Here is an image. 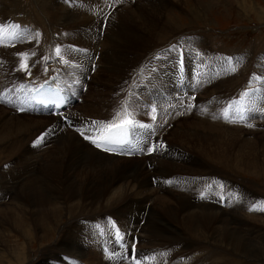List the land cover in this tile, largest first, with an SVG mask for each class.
I'll return each mask as SVG.
<instances>
[{
  "label": "bare ground",
  "instance_id": "obj_1",
  "mask_svg": "<svg viewBox=\"0 0 264 264\" xmlns=\"http://www.w3.org/2000/svg\"><path fill=\"white\" fill-rule=\"evenodd\" d=\"M64 1L65 0L62 2ZM69 1L70 4L67 5L65 9L57 8L58 3L61 2L60 0H50V6L53 7L54 10L56 8L62 19H65L66 21H74L73 29L81 30L79 34L73 31V34L70 33V37H74L75 33L82 41H90V48H94L93 44L95 45L97 43V41L92 39V37L95 36V24L96 27H99L98 34L100 36L103 25L107 23L105 31L106 37L103 41L105 49H102V51L96 50L98 57L103 61V63L102 61L101 63L107 68L104 71L105 73H109L113 69L118 71L123 70L124 68H129L130 66L128 67L125 62V59L129 56L125 53L126 51L124 49L128 50L129 48L134 47V39L142 37L130 38L128 35L135 30L146 32L147 30L152 31L153 28H148L145 21L141 22L144 27L141 29L135 28V25H138L136 21L133 26L127 25V23H129L127 20L135 18V16L132 15L133 12L128 11V9L123 10L121 14L119 12V16L116 15V17L113 18L116 13H112V16L109 14L112 12V5L115 1H109L107 2V6L110 7V9L108 11H103L102 13L99 10L97 15L91 14L90 16L93 21V26L90 24L87 32L85 31L82 33L84 29L78 26V24L82 23H78V19L80 18H78V16L82 13L79 14L78 12L81 11H74L71 8V2L73 1ZM96 1L101 2L99 0H93L92 5H96ZM137 1V8L143 9V13H140L141 11L138 13L142 14V16L146 15V20L148 22L151 23V21H149L151 17L158 23L162 21L160 17L162 15L164 16L167 11V3H165L164 0ZM157 2L159 5H156ZM46 3L49 4V2L41 4L43 5ZM114 5L117 6L115 12L118 13V6H120L121 3L116 2ZM17 7L19 8V6ZM253 9L255 11V8ZM45 10L47 11V9ZM95 10L96 8L93 9V11ZM55 13L58 14L57 12ZM85 15L86 14H84V16ZM85 17L88 19L87 16ZM2 19L3 18L1 17L0 29H2V31H0V33L9 30L8 28L5 29V22ZM80 19L83 20L82 18ZM130 23H132V21ZM38 25L39 26L36 27V29L38 30L40 28L42 30L44 25L42 24V26L40 23ZM6 34L7 33H5V35ZM20 37H23V35ZM12 38L16 39V37ZM12 38H9V40L7 39L6 45L1 47L5 50H9V46L11 45L10 40H12ZM178 39L182 41L183 36H180ZM0 40L2 42L3 36H1ZM70 40H72V38ZM34 42L30 41L26 49L29 50L32 47L31 45L35 44ZM154 46L157 47L158 45L154 43ZM66 47L67 46L65 44L62 45L63 49H66ZM165 48L167 47H164L163 49ZM26 49L21 51L17 48L16 51L19 52L18 54L14 53V48H11L9 51H2V49H0V66L7 71V73H5L6 75L13 79H16V77H19L22 80L25 79L24 83L30 85L31 79H23V76H25L23 73L25 71H31V66L37 64V66L39 65L41 67L39 68V75L41 74V76H45V78L38 80L39 83L41 82L40 84L34 87L36 82L31 83V86L27 88L26 94L29 93L27 96L28 103L23 105L22 108L26 112H34L36 115L37 113H49L48 111L50 110L40 108L31 101V94L35 93V91L50 98L51 101L53 100V102L59 105H66V108H69V98L72 100L73 96H75V94L77 95L79 90H73L72 94H70L63 82L57 81L58 78L53 77V75L52 78L50 77L52 71L59 75L61 72L60 67H62V65H60L59 62H54L55 64L53 65L47 64L46 62L44 64L41 62L39 57H37L38 54L34 57L32 55L33 51L28 52ZM143 51H146L147 53L149 51L151 52L145 54L147 55L145 58L142 57L144 60L141 61V65L133 72L132 77L134 75L139 76L142 71H146V74L149 75L147 80L148 83L145 84L144 89L149 90V92L153 93V95L151 94L150 96V93L147 92L145 96L147 98H142L145 100L147 99L148 101H153V103H151L155 106V113H150L148 115L146 109L141 105L140 106L143 108L145 113H140V108L136 106L135 98L131 97L129 99L130 103L123 104L125 107H123L124 112L130 114H125V116L122 115V117L127 116V120L134 122L135 126L124 123L126 120L123 121L122 118L121 120L113 121L110 124L105 125V127L101 130L98 129V131L93 132V128L95 126L94 123L82 122L76 118L74 112H65L67 110L63 111L64 109L58 113L56 119L46 121L37 120L39 116L36 117L34 114L24 115L27 116V118L23 116L17 118L16 116H13L7 120H4V118L0 120V139L2 140L3 138L8 139L14 135L16 131H20L21 129L18 128L20 127L19 123L29 124L38 128L46 126L44 127V130H47L45 132L43 130L40 134L38 133L37 137L39 142H37L33 148L29 151L21 152V157L28 159L27 163V160L24 163L19 164L11 163L8 169L0 170V201L2 198L5 200L8 196L10 198L9 200H11V198L17 193V196L19 195L23 198L26 196L24 198V200H28L26 207H29L30 209L23 210L18 208L17 205L9 204L7 206L15 209V211L11 212V209L9 210V213L1 211L0 216L4 218L5 224L8 226V230L13 234L15 233L18 239L22 235L25 240L28 239V242L31 243L34 239V235L32 234L33 232H37L36 234L42 233V237H40L39 240H43L44 242L49 241L51 235L53 234L52 231L55 230L53 225L54 227L62 229L60 221L64 220L63 214L64 212L67 215L69 214L67 221L68 224L66 228L64 227L65 230L63 229L64 231L62 235L55 242H52L47 247H44L45 249L43 248L44 250L41 257H44V259L47 260L50 259L53 261H59L62 258L61 256H66L67 254H70V256L76 255L81 258L84 256L87 257L89 254L91 262L94 258L97 261L99 258H102L103 261H100V264H121V262L122 264H171L172 262L175 264H183L181 263L183 259L186 262L184 264H234V262L224 256V254L229 256L232 254L237 256V259H245L247 264H264V243L262 242L264 236L262 240H256L255 234L244 229L247 227V223L244 221H250L243 214L248 212V204L250 201L247 194L248 191L236 183L234 178H229L230 181H223L221 178L222 175L219 173V169L224 166L225 169H232V171L240 175H251L256 177L264 176V159H262L263 161L261 162L259 161L260 156L264 157V154H262L264 153V146L261 153L258 149L261 145L257 144V141L254 144L251 143L249 139L246 142L242 141L237 147L231 150L221 147L224 143L238 141V137L250 135V133L247 132L246 134V132L240 130V126L235 125L236 127L232 128L234 125H232L231 120H229L231 124L223 123L218 116L226 113L233 121H235V117L243 118V120H240L239 122L246 121V117L248 116V110L246 111V104L248 100L247 92L239 95L242 97L239 102L240 104L237 105V103H235V105L232 106L231 102L233 101L232 99L235 98L234 95H222L220 101L209 99V97L212 96L211 94L217 95L219 90L214 88L210 91L207 87H205L207 82H209V84H216L218 82V80H216L217 78H212L211 75L219 72L224 74L223 71L228 69L226 66H230V61H224L226 63L225 66L218 63V61H222L224 59L222 57L215 56L213 53L203 55V52H197V54H195L194 51L189 50L181 52L177 51V55L184 60L187 82H191V86L189 87V90H187L188 88L179 89L176 85L174 86V80L171 79V74L175 80H179L180 71L178 65H174L172 60L167 61L166 65L163 63L169 57L167 52L160 53L159 51L157 52L155 48L152 51L150 46H146L137 53L135 62L138 60L140 55H144ZM41 55L43 57V54ZM66 55L70 59L69 61H71L74 65H83L79 67V70L77 69L80 74H83V71L86 68H89L90 57L93 55L92 60L96 58L93 53H90L88 56H82V58H77V54L75 53ZM128 61H130V59H128ZM156 63L158 65L160 64L163 68L161 72L164 74L166 73V76L162 79V73L160 75H150L151 72L148 71L150 70L148 68L156 67ZM11 64H16L14 71L8 70ZM132 64L133 63H131V65ZM145 64L147 69L144 67ZM110 65H114L115 68H112ZM159 67L157 66V68ZM170 67H172L174 71H179L177 75L178 78L174 76ZM134 68L135 67L132 66L131 70H134ZM154 69L156 68L152 69L153 73ZM197 73H201L199 79L193 78V75H196ZM68 75L71 76L70 78L73 79V83L76 84L77 79L72 77L73 74L71 75V72H69ZM47 77L51 79L47 80ZM153 79L158 83L165 80L167 82V80H169L170 88H166L168 89L167 93L170 92L172 95L180 94V96L174 97L169 95L170 93L166 96H161L158 91L155 92L154 90L156 85L152 82ZM44 83H46L47 86H45ZM78 85L81 86L84 84L83 82H80ZM259 85L264 88V84L259 83ZM165 86L167 87L168 84ZM244 86L245 85L243 84L238 86L239 92H241ZM261 86L259 89H262ZM23 87H26V85L17 87L19 89H16L14 94H17V92L20 94ZM31 89L33 91H31ZM194 91L199 93V97H203L202 95L206 93L208 98L205 102L202 101V106L200 103L196 102L202 111L198 109L196 116L194 117L195 119L197 118V120L190 122L189 120L191 118H188V113H193L192 111L186 112L185 109H190L191 103L193 102L190 98V93ZM57 93L63 95L65 98L57 100L55 98ZM157 96L159 99H157ZM188 98H190V102H187ZM99 99V97H92L89 101L88 107L92 104L98 105ZM183 100L185 101L183 102ZM235 106H237L236 109H234ZM244 111H246L245 114ZM239 112L240 115L238 116L236 113ZM52 113L54 114L55 112ZM135 114H142V118L146 117L148 120L137 118V115ZM184 116H186L185 119ZM68 118L72 121L71 123L74 129L78 130L77 132H82L84 133V136L88 137L87 143H84L81 139H79L73 130L65 128L67 125L65 120L67 119L68 121ZM165 120L166 122L164 123ZM51 121L53 123L50 125ZM141 121L150 123V126L139 124ZM177 121L178 123L183 121V124H180V128L178 126L175 132H173L169 137H171L170 140L172 138H177L179 139V142L176 140L178 144L175 142V145H172L171 143L170 145L169 141L168 143L165 142L166 139H164L163 136L168 135V133L172 130L169 127L173 123L177 124ZM188 121L190 123H188ZM15 122L18 124L15 125ZM166 123H168V125H166ZM116 125H125L124 136L127 134L132 135L130 138H125L134 143L133 149L128 147L120 150L106 147L108 144H119L117 141L103 139L106 131H109ZM152 127L155 129L154 132L151 131ZM54 129L56 133H54ZM52 137L53 140H51ZM93 140H96L101 146L97 147L96 143H93ZM109 140L111 142H108ZM63 142L67 143L64 144ZM89 143H91L94 147H91ZM235 143L237 144V142ZM46 144L52 145L51 148L54 146V150L58 152L54 154L60 158L59 162L51 161V157H46V159H44V153V155L42 154L43 156H41V153L46 149H44ZM124 144L125 143H122L121 145ZM171 147H178L180 151L171 149ZM152 150L154 151L151 155L153 157L144 156L142 157L143 160L138 161H119L121 159L120 156L122 155L117 153L119 151L124 153L137 151L136 153H144L145 155L149 152L152 153ZM201 157H206L205 160L208 159L210 163L207 165V160L206 162H202ZM127 158L131 157L128 156ZM7 159L9 160L8 157ZM56 159L57 158L55 157V160ZM39 160V176L36 177V173L34 176L30 175L23 181L25 176L34 171V165L36 166L37 161ZM154 163L157 164L155 165ZM44 164H48L47 167H44ZM41 166L42 170L40 169ZM29 167L32 169H28ZM158 167H160V169L157 173L156 171L158 169L156 170V168ZM197 167H202L203 170L199 171V169L197 170ZM44 168L46 169L45 173H43ZM118 171L121 173V178L127 175L131 181L126 185L122 184L120 191L115 192L113 191L112 186H115L118 180H120L117 174ZM108 173H111L113 176L110 180H108L107 184L104 185V176ZM156 177L160 180L156 181ZM152 180L156 183V189L153 188ZM167 181L170 182L169 187H167L165 183ZM97 190L99 191L97 192ZM29 192H31V194H29ZM197 197H199V199ZM110 210L112 212L114 210L112 214L115 216V219H112L111 216H109V218L105 221L107 223L105 227L103 225H97L90 228L89 231L79 234L81 229L85 227L88 222L106 214V212H109ZM26 216L29 217V219H27ZM161 216L168 219L169 224L176 232L188 235L193 239L195 244H189L183 239L176 241L170 237H158L155 241L151 240L147 236H141L143 231L148 232L154 231V228L157 229L167 227V221L162 220L160 223L155 222L154 218ZM143 222L144 224L141 225ZM252 223L255 224V222ZM114 224H120L124 230H135L131 227L137 228V233L134 235L136 239L132 238V247L126 246L125 243L120 245L119 240L121 238L124 239L123 229L119 226H115ZM235 225H237L238 228L235 227ZM107 228H111L110 234H107ZM96 232L98 233V236L95 238H101V242H92V245L95 248H100L102 246L101 249L104 256L107 258L106 260L102 256H99L98 250H92L88 253L87 248L89 245L87 248L84 246V241L88 240V238L90 239ZM77 234H79L77 237L73 236ZM7 239L10 241L9 233L7 235ZM134 239L137 242H141L139 248H137L138 246L134 247ZM3 241L2 234L0 233V242ZM7 244L8 243L6 242V247L2 245L3 247L1 249L6 250L7 255H13L12 253H14V250ZM126 249H129L127 252V255L129 256L128 261L123 260L125 257L124 251ZM84 250L86 251V254ZM112 250H116V253ZM105 252L108 255H106ZM21 256L22 259L25 260V253ZM6 257L7 256L4 253H0V264H11L10 259H6ZM92 264L95 263L92 262Z\"/></svg>",
  "mask_w": 264,
  "mask_h": 264
},
{
  "label": "rangeland",
  "instance_id": "obj_2",
  "mask_svg": "<svg viewBox=\"0 0 264 264\" xmlns=\"http://www.w3.org/2000/svg\"><path fill=\"white\" fill-rule=\"evenodd\" d=\"M60 1L61 2H59L57 5L58 9L60 8L65 9V7L70 4L69 0H65L64 2H62L63 0H60ZM72 1L73 2H71V8L74 11H81V12H78L79 14L82 13L80 16H78V18L80 17L83 19V20H81L80 18L78 19V23L82 22L81 23L82 25L78 24L80 28L84 29L82 33L85 31L87 32L89 28L88 26L90 24L91 26H93V21L90 16L91 14L97 15L99 13V10L102 13L103 11H108L110 9V7L107 6V2L109 1H115V3L116 2L121 3V5L118 6V13L115 12L117 8V6L114 5L115 3L112 5L113 6L111 10L112 12L109 15H111L112 13H116L113 18H115L116 15L119 16V12L121 14L123 10L128 9V11L134 13V14L132 13V15L135 16V18L131 20L130 19L127 20L129 22L127 23V25L133 26L135 25V21H136L138 25L137 26L135 25V28L141 29V28H144L141 22L145 21L147 24V27L148 28L152 27L153 30L152 31L147 30L146 32L135 30L131 32L128 35V37L130 38L142 37V38L134 39V47L129 48L128 50L124 49L126 52L123 50L129 56L127 59H125V62L127 66L128 67L130 66V67L124 68L123 70H118V71L113 69L111 70V72L105 73L104 70H106L107 68L104 67V65L102 64L103 61L101 58L98 57L96 50L102 51V49L103 50L105 49L103 41L106 37L105 31L107 28V23L103 25L100 36L98 34L99 27H96V24H95V27H94L95 36H93L92 39L94 41H97V43L95 45L93 44L94 48H90L91 46L90 41L89 42L82 41L79 38V36L76 35L75 33H74V37L73 36L70 37V33L73 34V31L79 34L81 30L73 29L74 21H66L65 19H62L61 15H59L60 13L56 10V8L54 10V8L50 6V0H0V12H1L0 18L2 17L3 18L2 20H4V22L7 24L6 25L4 23L5 29L6 28L9 29L6 32L0 33V38L1 36H3L2 42L0 40V49H2V51H9L11 48H14L15 49L14 53L18 54L19 52L16 51L17 48L20 49L21 51H24L27 48L30 41H33V42L35 41L34 42L35 44L31 45L32 47L29 50L26 49L28 52L33 51L32 55L34 57H36L38 54L37 57H39L41 62H43L44 64L46 62L47 64L53 65L59 62V64L62 65L63 67V68L60 67L61 72L59 73V75L52 71L50 74V77L52 78V75H53V77L58 78L57 81L63 82L65 87L69 90L70 94H72L73 90H76V89L79 90V92L76 91L77 95L75 94L72 100L71 98L68 97L70 100L69 108L67 107L63 111L67 110L65 112H70V111L74 112V115L76 116V118L82 122L94 123L95 126L93 128V132L98 131V129L99 130L103 129L105 125H108L113 121L121 120L122 118H123V121L127 120L128 117L127 116L122 117V115L125 116V114H130V113L124 112L123 104L130 103L129 99L131 97L135 98L136 106L140 108V113H145L143 108L141 107L143 106L146 109V112L148 115L150 113L153 114L155 113V109H154L155 106L152 105L153 101L152 100L148 101L147 99L145 100L142 98L146 96L147 92L150 93V96L151 94L153 95V93L149 92V90L144 89L145 84L148 83L147 80H148L149 75L146 74V71L145 72L142 71L140 72L139 76L134 75L132 77L133 72L136 71V69L141 65V61L144 60V58L147 56L145 54H148L151 51H149L148 53L146 51H143L144 55H140L138 60L135 62L137 53L146 46H150L152 51L155 48L157 52L158 51L160 53L167 52L168 53L167 55H169V57L163 63L166 65L167 61L172 60L174 65H178V68L180 71L179 80H175L173 78V75L171 74V79L174 80V86L176 85L177 88L179 89L188 88L187 90H189V87L191 86V82H187L184 60L183 58L177 55V51L181 52L184 50L185 51L189 50V51H194L195 54H197V52L198 53L203 52V55H208V53H213L215 54V56H219L224 59L222 60L223 62L218 61L219 64H223L226 66L225 62L228 60L230 61L229 62L230 66H226L228 67V69L223 71L224 74L219 72V73L211 75L212 78H217L216 80H218V82L216 84L215 83L209 84V82H207L206 83L207 85L205 87H207L210 91L216 88L217 90H219V93L217 95L211 94L212 96L209 97V99L220 101L222 95L232 94L234 95L235 98L232 99L233 101L231 102V105L234 106L235 103H237V105L240 104L239 102L242 98L239 96L240 94L242 95L246 92L248 94V100L246 104V111L248 110V116L246 117L247 118L246 121L239 122L240 120H243L242 117L241 118L235 117L234 118L235 121H233L231 117L227 115L226 113H223L221 115H218L217 113V115L219 116L220 120H222L223 123H229V124L232 123V125H234V127L232 128H235L236 126H240L241 128L240 130H243V132H246V134L248 132L250 133V135L248 136L246 135L244 137L235 136V137H238V141H231V142L224 143L221 145V147L231 150L237 147L242 141L246 142L249 139V141L253 144L257 141V144L261 145L259 146L261 150L258 147L259 151L260 152L263 151L262 148L264 146V88L263 86L259 85V83L264 84V0H236V1L235 0H179V1L178 0H164V2L167 3V11L165 12L164 16L162 15L160 17L162 19L160 23H158L152 17L149 19L151 23L148 22L146 20L147 16L146 15L142 16V14H140V13H143V9L137 8V3H138L137 0L136 1L125 0V2L124 0H99L101 2L96 1V5H92L93 0H80V1L72 0ZM45 2H49V4L48 3L43 4V5L41 4ZM156 5H159V3L157 2ZM17 6H19V8ZM44 7H47V8H44ZM94 8H96L95 11H93ZM253 8H255V11ZM45 9H47L48 12ZM52 11L53 13L57 12L58 14L56 13L53 14ZM84 14H86L85 16H87L88 19L90 20L86 19ZM49 21L53 23L51 24ZM131 21L132 23H130ZM39 23L41 25L42 24L44 25V26L42 25L43 26L42 30L40 28L38 30L36 29V27L39 26L38 25ZM5 33L7 34L5 35ZM21 35H23V37H20ZM11 36L16 37V39H13ZM180 36H183L182 41L178 39L180 38ZM9 38L10 39L12 38V40H10L11 45L9 46V50H5L1 46H5L7 43V39L9 40ZM71 38L72 40H70ZM78 41H79V46H78ZM154 43L158 46L157 47L154 46ZM63 44L67 46L66 49L62 48ZM163 46L167 48L163 49L164 48ZM57 50H59V52H57ZM74 53L77 54V58H82V56H88L90 55V53H93L96 56V58H94L93 60H92L93 55L90 57L89 68L88 69L86 68L83 71V74H80L77 71V69L79 70V67L83 65H80V66L74 65L73 63H71V61H69L70 59L66 55V54H74ZM130 53L133 55H131ZM41 54H43V57ZM128 59H130V61H128ZM130 62L133 64L131 65ZM15 65L11 64L8 70L14 71ZM156 65L159 67L160 64L158 65L156 63ZM34 66L36 69L34 68ZM36 66L37 64L32 65L31 71H25L23 73V75H25L23 76V79L24 78L31 79L30 85L24 83L25 79L22 80L19 77H16V79H13L10 76L6 75L5 73H7V71L4 70L2 66H0V85L2 82V85L0 86V120L2 118H4V120H7L13 116H16L17 118H20L23 116L27 118V116H24L27 114L36 115L34 112H31V113L26 112L22 108L23 105L28 103L27 96L29 93L26 94L27 88L31 86V83H35V82L36 83L34 84V87L37 86L38 84L41 83V82L39 83L38 80L45 78V76H41V74L39 75L38 73L40 72L39 68L41 67L39 65H38L39 67L38 66L36 67ZM110 66L112 68L113 67L115 68L114 65H110ZM132 66L135 67L134 70H131ZM157 66L148 68L150 69L148 71L151 72L150 75H156V74L160 75L162 73L161 70L163 68L161 67V65L159 68H157ZM144 67L147 69L146 64L144 65ZM172 67L170 68L173 71L174 76L178 78L177 75L179 71H174ZM153 68H156L154 69V73L152 72ZM69 72H71V75L73 74L72 77H75L77 79L76 84L73 83V79L70 78L71 76L68 75ZM19 74H22V73H19ZM200 74L201 73H197L196 75H193V78L199 79V77L201 76ZM162 75L163 76L161 77V79L164 76H166V73L165 74L162 73ZM51 78L47 77V80ZM132 80H134L135 82ZM80 82L81 83L83 82L84 85L79 86L78 83ZM152 82L156 85L154 89L155 92L158 91L161 96H166L168 93H170V92L167 93L168 89H166L169 87V80H167V82L165 80L161 83H158L157 81L153 79ZM166 84H168L167 87L165 86ZM240 84L245 85L242 88L241 92H239V89H238V86ZM22 85H26V87H23L22 92L20 94L18 92L17 94H14L16 89H19L17 87H21ZM260 86L262 87V89L261 88L259 89ZM31 91L33 90L31 89ZM169 95L174 96V97L180 96V94L172 95V93H170ZM202 96L203 97H199V93L197 91L190 93V98L191 100H193V102L191 103L189 110L185 109L186 112L192 111L193 113V114L188 113L189 115L188 118H191L189 120L190 122L197 120V118L195 119L194 117L196 116V113L198 109H200V107L196 102L200 103L202 106L203 102H205L208 98V95L206 93ZM92 97H99L100 98L98 101L99 104L98 105L92 104L94 106L90 105L89 106L90 108H89L88 104H89L90 99H92ZM190 98L187 99V102L191 101ZM157 99H159L158 96H157ZM184 101L185 100H183V102ZM236 108L237 106L234 107V109ZM200 111H202V109H200ZM246 111H244V114L246 113ZM241 113H242V110H241ZM236 114L239 116L240 112ZM57 115L58 113L53 114L52 112H49L48 114L37 113L36 117L39 116L37 120L46 121L50 119H56ZM135 115H137L136 116L137 118L148 120L146 119V117L142 118V114L141 115L135 114ZM32 117H35V116H32ZM185 118L186 116H184V119ZM229 120H231L232 122L230 123ZM16 121H19V120H16ZM65 121L67 122V125L65 127L66 129L73 130L75 135L79 139H81L84 143L88 142V137L86 138V136H84V133L82 134V132H77L78 130L74 129L70 118H68V121L67 119ZM189 121L188 123H190ZM165 122L166 120L164 121V123ZM52 123L53 122L51 121L50 125ZM17 124L18 123L15 122V125ZM133 124L135 123L133 122ZM139 124L150 126V123L144 122V121L139 122ZM180 124L182 125L183 121L179 123L177 121V124L176 123L171 124L169 128L172 130L168 133V135L166 134L167 136H163V138L166 139L165 142L168 143L169 141V144L171 143L172 145H175L176 144L175 142L177 141L179 142V139L177 138H172L170 140L171 137L169 136L173 132H175L178 126L180 128ZM19 125L20 127L18 128L21 129L20 131H16V133L8 139L7 138H3V140L0 139V162H1L0 170L8 169L11 163L19 164V163H24L26 160H27L26 161L27 163L28 159L21 157L22 156L21 152L29 151L31 148H33L37 143L38 133L40 134L41 132H43V130L45 129L44 127H46L44 126V127L38 128L36 126H32L29 124H20V123ZM166 125H168V123H166ZM45 131L47 130H44V132ZM151 131L154 132L155 129L152 127ZM54 133H56L55 129H54ZM51 140H53V137ZM9 142H10V145H9ZM235 142H237V144ZM63 143L66 144L67 142H63ZM89 145L91 147H94L91 143H89ZM51 146L52 145L50 144L49 145L46 144V146L44 147V149L45 148L46 149L45 151L41 153V156L45 154L44 159H46V157H51L50 159L51 161L59 162L60 158L56 154H54L58 152L54 150V146L52 148ZM171 149L180 151L178 147H171ZM136 152L135 151L126 152V153L122 151L117 152L118 154L120 153L119 155H122L120 156L121 159L119 161H129V160L138 161V160H143L142 157L144 156L153 157L151 156L150 152L145 155L144 153L138 154ZM151 152L152 154L154 153L153 150ZM128 156L131 158H127ZM7 157L9 158V160L7 159ZM55 157L57 158L56 160H55ZM260 157H259V161L261 162L263 161L262 159H264V157L263 156H260ZM205 158L206 157H201L202 162H206L207 160V165H208L210 161L208 159L205 160ZM154 164L156 165L157 163H154ZM39 165H40V160L37 161L36 166L34 165V171L28 174L27 176H25L23 181L26 180L30 175L34 176L36 173H37L36 177L39 176V173H38ZM47 165L48 164H44L43 166L47 167ZM28 169L31 170L32 168L29 167ZM40 169L42 170V166ZM159 169L160 167L156 168L157 173L159 172ZM198 169L199 171L203 170L202 167L200 168L197 167V170ZM45 171L46 169L44 168L43 173H45ZM219 173L220 175H222L221 178L223 181H230L231 178L232 179L234 178L236 183H238L240 186L244 187L248 191L247 194L250 200L248 204L249 205L248 212L247 213L242 212V213L250 221L249 222L244 221L245 223H247V227L244 229L249 230L251 233L255 234L256 240L257 239L262 240L264 236V211H261L260 209L264 208V176H261L262 177L261 178V177L251 176V175H240L232 171V169L231 170L225 169L224 166L219 169ZM117 174L120 180H118L115 186L114 185L112 186V189L115 192L120 191L122 184L126 185L127 183H130L131 181L127 175L121 178L120 171H118ZM112 176L113 175L111 173H108L104 176L105 177L104 185L107 184L108 180H110ZM159 180L160 179L159 178L157 179L156 177V181H159ZM153 181L154 180H152L153 188L156 189V183ZM165 183L167 187L170 186V182L167 181ZM98 191L99 190H97V192ZM16 194L14 197L11 198V200H9L10 199L9 196L7 197L8 200L7 198L5 200H3V198L1 199L0 212L3 211L5 213H9L10 211L11 212L15 211V209L7 206L9 204L17 205L18 208H21L23 210L30 209L29 207H26V203L28 201V200H24L26 196L23 198L22 196H19V195L17 196ZM29 194H31V192H29ZM199 197L197 198L199 199ZM113 212L110 210L109 212H106L107 215L104 214L98 218H94L92 221L88 222L85 227L81 229L79 234L89 231L90 228L95 227L97 225H103L105 227L107 224L105 221L107 218H109V216H111L112 219H115V216H113L112 214ZM63 216H64V220L60 221L61 224L59 223L62 226V229H59V227H54L53 225V228H55V230L52 229L53 234L51 235V238L49 239V241L44 242L43 240H39L40 237H42V233L36 234L37 232H33L32 234L34 235L35 240L33 239L32 240L33 242L31 243L28 242V239L25 240V238L22 235L18 239L15 233L13 234L12 232L8 230V226L5 224L4 218L0 216L1 217L0 218V233L2 234V237L4 240L3 242H0V253H4L7 256L6 259H10L11 264H42V263L43 264H51V263L52 264H92V262L95 264L96 263L100 264V261H103L102 258L101 259L99 258L98 261L94 258L92 259V262H91L89 258V254L87 255L88 258L86 256L81 258L76 255L70 256V254H67L66 256H61L62 258L59 261L57 260L53 261L50 259L47 260V259H44V257H41V254L43 250L45 249L44 247H47L50 243L55 242L62 235L63 231L65 230L64 227L65 228L67 227V224H68L67 221L69 218V214L67 215L64 212ZM26 218L29 219V217L27 216ZM154 220L157 223H160L162 220L167 221V227L157 228V229L154 228V231H148V232L143 231L142 234L140 233L141 236H147L151 240H155L158 237H170L176 241L183 239L189 244H192V245L195 244L193 239L190 238L188 235L184 233L176 232L172 228V226L169 224L168 219H166L164 216L155 217ZM252 222H255V224ZM143 224L144 222L141 225ZM114 225L119 226L121 229H123L120 224H114ZM235 227L238 228L237 225H235ZM131 228L135 230H132V229L124 230L123 229L124 239L121 238L119 240L120 245H123L125 243L126 246L132 247V241H133L132 238H135L134 235L137 233L136 232L137 228L136 227H131ZM110 232H111V228H107V234H110ZM8 233H9V239L11 242L8 241L7 239ZM79 234L73 235V236L77 237ZM97 236H98V233L97 232L94 233V235L90 239L88 238V240L84 241V246L85 248H87V246L89 245L87 248L88 253H90V251L92 250L93 251L98 250L99 256L100 257L102 256L106 260L107 258L104 256V253L102 252V249H101L102 246L100 248H95L92 245V242H96V243L101 242V238H95ZM6 242L8 243L7 245L8 246L10 245V247H12V249L14 250V253H12L13 255H7L6 250L1 249L3 247L2 245L6 247ZM136 242L137 241L133 242L134 247L138 246L137 248H139V245L141 242H137V243ZM262 242L264 243V239L262 240ZM91 245H92V248H91ZM112 251L116 253V250H112ZM128 251L129 249H126L124 251V255H125V257L123 258L124 261H128V258H129V256L127 255ZM84 252L86 254L85 250ZM24 253L26 256L25 260H23L21 256ZM105 254L108 255L106 252ZM224 256L230 259L232 262H234V264H247V261L245 259H242V258L237 259L238 257L235 255L231 254L229 256V255L224 254ZM181 263L184 264L186 262L183 259ZM171 264H175V263L172 262Z\"/></svg>",
  "mask_w": 264,
  "mask_h": 264
},
{
  "label": "snow or ice",
  "instance_id": "obj_3",
  "mask_svg": "<svg viewBox=\"0 0 264 264\" xmlns=\"http://www.w3.org/2000/svg\"><path fill=\"white\" fill-rule=\"evenodd\" d=\"M0 31H2V29H0ZM57 52H59V50H57ZM124 123H126V124H128V125H133V126H135L131 120H126ZM82 134H83V133H82ZM86 138H87V137H86ZM37 142H39V140H38ZM108 142H111V141L109 140ZM93 143H96V146H97V147H100V146H101L100 143H98L96 140H93ZM105 150H107V149H105ZM260 210H261V211H264V208H261Z\"/></svg>",
  "mask_w": 264,
  "mask_h": 264
}]
</instances>
